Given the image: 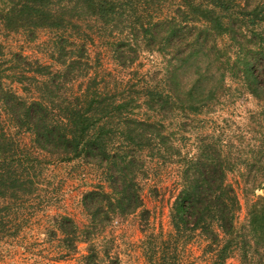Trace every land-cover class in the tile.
I'll list each match as a JSON object with an SVG mask.
<instances>
[{
	"label": "trees",
	"instance_id": "obj_1",
	"mask_svg": "<svg viewBox=\"0 0 264 264\" xmlns=\"http://www.w3.org/2000/svg\"><path fill=\"white\" fill-rule=\"evenodd\" d=\"M180 1L156 18L154 0H0V23L8 32L33 38L40 29L56 31L51 46L61 67H29L20 53L5 59L0 45V102L11 126L32 134L33 142L24 146L0 130V239L14 205L32 193L26 170L37 164L25 162L39 153L47 163L84 158L107 171L110 190L84 197L94 222L104 211L118 216L143 208L138 179L147 162L172 160L182 167L171 208L174 233L204 236L211 264H229L234 255L241 264H264V195L240 227L241 202L228 181L230 172L243 169L242 153L235 157L232 148L250 132L237 135L224 117L213 120L230 100L248 95L262 107L251 119L264 125V0ZM96 40L123 69H134L143 52L159 54L158 73L121 77L103 65L102 55L93 56ZM7 61L13 65L4 70ZM211 121L213 128L205 130ZM191 125L200 132L194 148L183 150ZM262 137L245 163L250 167L260 156L264 171ZM256 187L264 190V180ZM55 221L77 232L68 216ZM86 264H98L94 251Z\"/></svg>",
	"mask_w": 264,
	"mask_h": 264
},
{
	"label": "rangeland",
	"instance_id": "obj_2",
	"mask_svg": "<svg viewBox=\"0 0 264 264\" xmlns=\"http://www.w3.org/2000/svg\"><path fill=\"white\" fill-rule=\"evenodd\" d=\"M179 3L180 0H154L152 12L158 18L170 13ZM55 36L56 31L40 29L36 36L30 38L24 32H8L0 23V45L5 48L3 57L12 59L13 53L23 54L27 66L29 62L32 64L29 67L40 62L61 68L53 57L51 43ZM96 44L91 45L93 56L102 55L103 65L116 73L121 72V77L127 76L129 72H139L140 78L147 77L150 71L153 75L158 73L156 66L161 58L157 53L143 52L134 69H123L113 60L106 44L101 40H96ZM5 63H2L4 70L13 65V62ZM20 93L30 97L29 93L21 90ZM261 108L256 99L246 95L230 100L213 115V120L219 117L227 119L237 135L244 130L250 132L243 141L237 137L236 145L232 148L235 157H239L238 150L243 155L240 158L242 171L228 174V181L235 187L241 202L237 220L240 227L248 223L251 205L264 195V190L256 187L264 180V171L261 170L263 165L259 160L261 157L251 160L250 167L245 163L246 158L256 151V140L264 136L261 133L264 132L262 121L251 119V114ZM8 118L0 102V130L8 129V133H14L24 146L33 147L32 134H18ZM213 126L214 122L211 121L205 130ZM199 127L188 126L189 132L183 134L186 137L182 142L183 150L194 148ZM39 155L40 158H33V162L25 159L28 168L37 164L35 171L34 168L26 170L34 181L32 193L14 205L13 220L4 229L8 233L0 239V264H86V257L92 251L97 254L98 264H211L212 254L204 236L195 233L192 238H188L178 237L174 233L171 208L178 192L177 182L182 168L176 161L149 159L146 174L138 179L143 208L118 216H110L104 211L99 222H94L85 207L84 197L100 187L110 190L107 171L84 158L47 163V156L44 157V153ZM59 216L70 217L77 232L68 223L63 231L55 221ZM228 263L241 264V259L234 255Z\"/></svg>",
	"mask_w": 264,
	"mask_h": 264
}]
</instances>
